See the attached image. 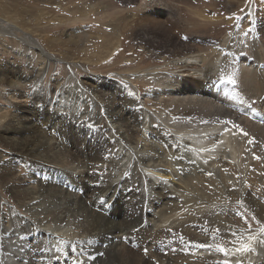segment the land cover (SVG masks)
I'll use <instances>...</instances> for the list:
<instances>
[{
  "label": "bare ground",
  "instance_id": "obj_1",
  "mask_svg": "<svg viewBox=\"0 0 264 264\" xmlns=\"http://www.w3.org/2000/svg\"><path fill=\"white\" fill-rule=\"evenodd\" d=\"M155 1L168 8L153 4L150 9L174 12L167 0L151 2ZM236 7L234 2L228 3L227 12L234 13ZM259 10V26L248 8L245 16H249V27L242 32L241 27L236 30L240 18L222 46L213 37L187 33V26L186 31L181 29L177 34L175 30L180 27L176 20H157L160 15L164 17L161 12L155 17L149 13H142V18L131 16L123 33L133 31L138 43L166 61V69L156 66L128 76L113 74L120 81L116 87L98 81L86 84L72 73L60 82L55 80L56 86L51 87L47 79L59 59L33 34L23 33L14 20L0 17V36L7 34L23 43L21 47L28 55L26 63L33 64L28 73L0 65V87H6L11 99H20L18 105L10 100L15 112L0 107V193L9 200L4 202L0 197V264H16L18 257L12 253L21 243L19 236L24 237L26 264H72L74 255L84 249L94 257L101 252L105 255L96 260L81 256L84 264H223L225 260L230 264L236 260L241 264H264V256L258 254L260 248L249 240L250 235H259L257 230L247 234L233 225L215 228L219 220L230 221L222 217L231 198L243 204L250 202L252 210H256L255 217L264 225V205L260 203H264V178L251 179L257 169L264 171V129L247 117L253 99L264 109V59L254 53L231 54L227 49V45L242 38L241 42L252 46L256 53L258 48L264 50L263 39L256 36V32L264 31V10ZM90 37L91 34L70 35L68 41L85 45ZM101 39L90 61L107 62L121 45L119 38ZM197 43H209L213 49L206 52L208 55L201 54ZM34 55L36 61L32 60ZM62 58L70 66L77 63ZM221 68H226V73H237V84L228 86L227 96L221 88L218 94H212L215 87L211 82L217 80ZM136 78L153 83L143 92V88L127 82ZM176 84L177 96L165 102L162 96L169 90L167 87ZM19 85L31 86V99L25 90H12ZM190 88L202 94L198 99L201 103L197 101L200 105H183L179 91L184 95ZM49 98L52 103H48ZM148 101H154L155 111L147 108ZM246 106L251 110L246 111ZM93 113L101 123L87 120ZM253 118L264 120L258 115ZM224 121H233L240 127L226 126ZM3 149L10 151L6 158ZM181 156L183 159H179ZM192 160L196 164L190 163ZM209 172L213 175L208 176ZM200 181H210V185ZM132 182L140 183L143 203H148L149 211L143 205L139 208L145 212V228L150 236L199 232L201 235L192 242L200 241L199 245L209 247H199V252L189 256L180 251L166 258L157 256L150 247L151 240L146 239L139 249L147 248L150 258L134 254L123 240L126 234H135L136 230L125 229L133 225L126 219L137 211L128 215L127 211L113 210L114 201L118 202L124 190L128 192L125 185ZM249 183L258 186L263 195L260 200L245 192ZM197 208L208 210L193 213ZM214 217L218 220L215 225ZM226 231L244 235V240L234 239L236 245L228 257L220 254L215 244ZM246 244L256 247V251L235 256V249ZM42 247L50 251L41 253L38 249Z\"/></svg>",
  "mask_w": 264,
  "mask_h": 264
},
{
  "label": "rangeland",
  "instance_id": "obj_2",
  "mask_svg": "<svg viewBox=\"0 0 264 264\" xmlns=\"http://www.w3.org/2000/svg\"><path fill=\"white\" fill-rule=\"evenodd\" d=\"M151 1L152 0H135L131 2H129V0H127V2H123V0H0V17L8 20L11 19V21L14 20L15 23H17L18 27H22L23 33L33 34L53 56L59 59V61H57L56 64L54 63V65L51 67V72L47 79V82L51 87L56 86V82L53 81L57 80L58 82H60L64 80L67 73L74 74L79 80L84 81L86 84L98 81V83L101 85L110 84L113 87H116L117 85H119L120 81L119 79L117 81V78H115L113 74L128 76L130 74L144 72L150 67L155 68L156 66H160V68L166 69V67L164 66L166 64V61H163L162 58H158L156 52L147 50L141 42L138 43L139 39L136 38V40L134 38V35L132 34L133 31L123 33L125 31L126 21H130L132 17L142 18V15H146V13H149L155 17L156 14H159L161 12L164 14V17L160 15L159 17H157V20H161V22H164V20L166 22L168 20H176L180 27L179 30H175L177 34L181 31V29L182 31H186L185 27L187 26L188 28H190V30L186 31L187 33L189 32V34L191 33L193 35L196 34L195 36L200 35L201 37H213L214 42L222 46L224 42L223 39L228 35V32L231 30V28H235V25L238 23V20H240V18L242 22L240 21V26L237 27L236 30L241 27L239 31L242 32L247 27H249V16H245L248 8L249 10L251 9V12H253L256 24L260 22V15L258 14V12L260 11L259 9L264 10L261 0H232L231 2H234L235 7L238 5V7L234 8V13L232 14L227 12L228 3H231L229 2V0H167V2L170 3L173 7L172 11L174 12L171 13L166 10L159 12L157 7L156 9H150V6L153 4H155L156 6H163L165 8H168V6H165L161 2L157 3V1ZM232 17L234 18L231 20ZM234 19L237 20V22L234 21ZM242 19L245 21H243ZM85 34H91V37L87 38L88 40L83 43L85 45H82L81 42L73 43L68 41V37L70 35L72 37V35L83 36ZM261 34L264 36V31L256 32V36L260 37L264 41V37ZM0 37H2L0 39V65H2L4 68H6V66L8 65L9 68H13L18 72L22 69L23 71H25V73H28L30 71L29 66L33 67V64L26 63V57H28V55L24 53L25 48L21 47L23 46V43H21L17 38H14L7 34ZM102 37L107 39L119 38L121 40V45L107 62L90 61L89 57L90 59H93L95 57L94 52H97L96 47L101 44ZM48 38H52V40L49 41ZM242 40L243 39L241 38L240 42H234L231 45H227V49L233 52L231 54H239L245 52L246 54L251 55V53H254L257 57L264 59V50H260V48H258L259 53H256L252 49V46L249 48L248 44H244V42H241ZM196 45L201 51L200 53L205 55H208L213 49L209 43H197ZM224 46H226V44ZM91 55H94V57H91ZM63 56L67 57L68 60L75 61L77 63H73L70 66L68 65L70 64L69 62H64V59L62 58ZM32 60L36 61L37 57L34 55ZM127 82H129V84H131L133 87L138 86L141 89L143 88V92H145V88H147L149 85H152L153 83L151 80H140L138 78ZM176 85V87H167L169 88V90H166L167 93L162 96V99L165 102L169 103L173 100L172 97L177 96L176 92L178 91L179 87L178 84ZM158 86H160V84ZM5 88L0 87V93H7V95L2 96L8 98L9 102L3 101V99H1L0 97V107L15 112V105L13 103L18 105L20 103V99H11L9 92ZM14 89L25 90L27 92L29 90L26 85L13 87L12 90ZM193 89L190 88L191 91H187L188 93L186 91L183 92V94L185 93L184 95H186L187 98L182 95V92L179 91L180 96L184 98V100L182 101L183 105H200V97L202 94H200V92H197V90L194 91ZM163 93L164 90H162V94ZM167 94H170L169 96L171 97H169ZM212 94H218V88H213ZM188 98L190 99L189 101ZM222 99H218L219 103H222L224 101ZM10 100H12L13 103H10ZM27 100L29 101V98ZM185 100L189 104H187ZM197 101H200V103L198 104ZM252 101L254 102L249 104L252 110L248 106H246L245 108L246 111L249 109L251 110H249L250 116L247 117H249V119L254 123H260L262 125L261 129H264V120L257 121L255 118H253V115H258L260 116V118L264 117V109L256 99H253ZM148 102L149 104L147 108L155 111L157 109V106L154 105V101ZM255 102L259 105H257ZM255 104L257 107H259V109L256 108ZM58 112L62 113L61 110H58ZM89 116L90 117L87 119L88 121L101 123V120H99L100 118L96 113H93ZM191 128L193 127H184V129ZM2 129L3 128H0V132L2 131ZM3 151L6 154L4 156L6 158L8 156L7 154L10 153V151L6 149H3ZM260 160L261 158L259 157V161ZM255 162L256 160L252 163ZM19 167L21 168V162L19 163ZM21 173H23L24 175L23 171ZM252 174V180L264 178V171L262 170L257 169ZM161 178L163 180H166L167 177L162 176ZM200 182L203 183L204 181ZM205 183L209 184L210 181ZM130 184L131 185H125L128 189V192L124 190L119 196L118 202L114 201L113 205V210L114 208H116V211L119 212L127 211L128 215L132 213V211L133 213L134 211H137L135 215H131L126 219V222H129L133 225L130 227V229H125L126 231L136 230L135 234L132 237H130L129 234H126V238H124L123 244L130 247L131 250L135 252L134 254L144 256V258H150L148 251L147 254H145V251L143 249H139V245H141L146 239L151 240L150 247L154 248L156 251V255L160 257L168 258L170 255L173 256V254L180 251L188 256L199 252L200 241L197 243L192 242L196 235H201V233L199 232L178 231L179 233H174L172 235L163 234L159 235L157 238L150 236L148 234L149 231L147 230V228H145L147 226L145 222V212L139 208L140 205H143L144 209L146 211H149V209H147L148 203H143L144 197L141 194L142 191L140 183L132 182ZM246 186L247 187L245 189V192L248 193L249 196H255L256 200H260L259 196L263 197V195H260L258 186H254L251 183L247 184ZM0 197L2 198V201H9L2 192L0 193ZM231 201L232 202L228 200L225 213L222 217V220L230 221L223 223L219 220V224L218 220L216 221L214 217L213 225L218 222L215 228L218 229V227L220 226L225 227V225H233L232 227L235 226L239 229H245L244 231L247 232V234H251L252 232L249 231L257 230L261 226V224H263L258 217H255L257 213L256 210H252V204H250V202L243 204L239 201H236V199L234 198H231ZM260 203L264 205L262 201ZM207 210L208 209L206 208H203L202 210H200V208H197L193 213H202V211L203 213H205ZM238 213L242 215H238ZM253 216L256 218L255 220L252 219ZM257 221H259L260 223L258 224ZM140 222L142 223V225ZM135 227L137 229H135ZM229 230H231V227L229 228ZM229 232L231 231L223 232V236H221L215 242V244L217 245V251L220 254L223 253L222 255L224 257H228L229 250L233 249L234 245H236V240L234 239L239 238L240 240H244V235L242 233H240L239 235L230 234ZM218 248L227 249V254L223 251H219ZM101 253L95 255V260L105 256L104 252ZM261 253V250H259L258 254L264 256V253ZM234 255L236 256L237 253ZM151 260L155 261V257H152Z\"/></svg>",
  "mask_w": 264,
  "mask_h": 264
},
{
  "label": "snow or ice",
  "instance_id": "obj_3",
  "mask_svg": "<svg viewBox=\"0 0 264 264\" xmlns=\"http://www.w3.org/2000/svg\"><path fill=\"white\" fill-rule=\"evenodd\" d=\"M261 3H262V7H264V0H261ZM185 39H187V37H185ZM233 60H234V57H233ZM236 75H237V73H236L235 70H233V72H231V73H226V68H221L220 69V75L218 76L217 80L211 82L212 83V87L221 88L223 93H224V95L227 96L229 94L228 86H234V85L237 84V80L235 79ZM53 82H55V81H53ZM62 87L66 88L67 86L64 85ZM31 91H32V89H31V86H30L29 90H28V94H29V98L30 99H31ZM43 91L44 90L41 89V92H43ZM52 91L56 92L57 90L53 89ZM0 95H7V93H0ZM261 102L264 103V101H261ZM48 103H52L51 98H49ZM55 103L59 107V99H57V101ZM61 112H62V109H61ZM54 114H55V112H54ZM223 123L226 126L228 124H232V126L234 128H239L240 127L239 125H236L233 121H224ZM243 135L247 136L248 134L246 132H243ZM252 142L253 141H251V140L249 141V143H252ZM179 159H183V156L179 157ZM0 163H2V162H0ZM190 163L196 164V162L194 160L190 161ZM205 163H207V161H205ZM126 175H127V173H126ZM207 175L208 176H212L213 173L209 172V173H207ZM102 182L103 181H101V183ZM102 203H103V201H102ZM238 215H242V214L238 213ZM252 219L255 220L256 218L253 216ZM257 223L259 224L260 222L257 221ZM27 229H29V230L31 229V224H29L27 226ZM257 232L259 233V235H250L249 236V240L250 241H254L256 247H259L261 252L264 253V225H261L257 229ZM17 239H19L21 241V243H20L19 246H17L16 252H13L12 255H13V257H18V259L16 260V264H26V261H25L24 257H25V255H27V251L24 249V237L23 236H19V237H17ZM199 247L205 248V247H209V245L200 244ZM256 247H252L251 245H247L246 244V245H242L238 249H235V252L238 253V254L239 253H245V252H255L256 251ZM38 250L41 253L50 251V249H48L47 247H42V248H39ZM218 250L219 251H223L225 253H227V251H228L225 248H218ZM144 251H145V254H147L148 249L145 248ZM69 255L71 256L73 254L71 252H69ZM101 255H102V253H101ZM81 256H87L88 259L95 260V257L92 256L90 253H87V250L84 249V250H79V254L74 255L73 260H72V264H84V261L81 260ZM223 264H230V261L225 260L223 262ZM235 264H241V261L240 260H236Z\"/></svg>",
  "mask_w": 264,
  "mask_h": 264
}]
</instances>
